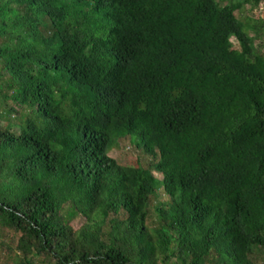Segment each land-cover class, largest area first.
<instances>
[{
  "label": "trees",
  "instance_id": "16d2710c",
  "mask_svg": "<svg viewBox=\"0 0 264 264\" xmlns=\"http://www.w3.org/2000/svg\"><path fill=\"white\" fill-rule=\"evenodd\" d=\"M261 2L0 0V232L18 235L14 264H256L264 53L234 13ZM124 138L148 168L108 156Z\"/></svg>",
  "mask_w": 264,
  "mask_h": 264
},
{
  "label": "rangeland",
  "instance_id": "374dc122",
  "mask_svg": "<svg viewBox=\"0 0 264 264\" xmlns=\"http://www.w3.org/2000/svg\"><path fill=\"white\" fill-rule=\"evenodd\" d=\"M235 17L243 21H255V25L258 31L259 39L254 41V45L257 49H260L264 53V0L255 8L250 6H243L239 11L234 13ZM233 47L237 49V45L233 41ZM108 156L113 159L117 164L122 166L141 167L148 168L151 160L148 156L144 155L140 149L129 140L124 138L120 140L117 146L109 151ZM152 175L160 180L161 177L157 173L152 172ZM166 198L162 194L161 189L157 190L156 195L150 198V203L147 210L146 227L148 229L154 228L157 225V218L154 213V206L159 202H165ZM83 219L76 217L69 221V226L72 231H76L82 225ZM18 235L11 232H0V264H14L16 261L13 253L15 252L14 246L16 244ZM7 246L8 248H6ZM256 264H264V251L262 255L256 261Z\"/></svg>",
  "mask_w": 264,
  "mask_h": 264
}]
</instances>
